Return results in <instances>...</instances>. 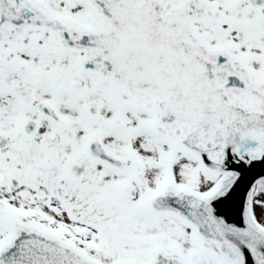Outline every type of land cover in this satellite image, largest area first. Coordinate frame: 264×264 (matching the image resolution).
Instances as JSON below:
<instances>
[{"label": "snow or ice", "instance_id": "6c2138e0", "mask_svg": "<svg viewBox=\"0 0 264 264\" xmlns=\"http://www.w3.org/2000/svg\"><path fill=\"white\" fill-rule=\"evenodd\" d=\"M0 264H264V0H0Z\"/></svg>", "mask_w": 264, "mask_h": 264}]
</instances>
